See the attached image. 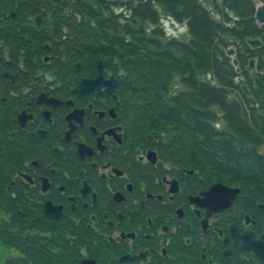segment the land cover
<instances>
[{
    "label": "flooded vegetation",
    "instance_id": "obj_1",
    "mask_svg": "<svg viewBox=\"0 0 264 264\" xmlns=\"http://www.w3.org/2000/svg\"><path fill=\"white\" fill-rule=\"evenodd\" d=\"M61 2L0 0V264H264L259 146L212 171L141 141L120 72L67 50ZM231 45L255 80L264 45ZM82 79L99 88L76 95Z\"/></svg>",
    "mask_w": 264,
    "mask_h": 264
},
{
    "label": "trees",
    "instance_id": "obj_2",
    "mask_svg": "<svg viewBox=\"0 0 264 264\" xmlns=\"http://www.w3.org/2000/svg\"><path fill=\"white\" fill-rule=\"evenodd\" d=\"M68 1L67 50L121 72L115 94L125 99L141 141L154 133L172 160L201 161L212 171L238 156L234 143H245L242 135L247 143H264V61L252 80L224 54L228 37H261L251 0ZM163 16L184 26L182 39L167 35ZM244 159L264 167L260 156ZM8 173L0 150V192Z\"/></svg>",
    "mask_w": 264,
    "mask_h": 264
},
{
    "label": "water",
    "instance_id": "obj_3",
    "mask_svg": "<svg viewBox=\"0 0 264 264\" xmlns=\"http://www.w3.org/2000/svg\"><path fill=\"white\" fill-rule=\"evenodd\" d=\"M67 3V2H65ZM254 18L256 20V22L260 25L264 24V5H258L255 8V13H254ZM246 45L250 46L251 48H255L257 46H262L261 41L258 38H254V39H249L246 41ZM225 54L227 56H230L233 54V50L228 48L225 50ZM233 65L235 66L236 71H238V67H237V61L236 59L232 60ZM101 64V63H100ZM253 64H254V60H250L248 63V66L246 67L247 70H251L253 69ZM101 68V67H100ZM98 79H100V77H98ZM87 80V79H82L79 84L77 85V87L74 89V93L76 95H84L89 93L92 88H99L93 86V84H96L97 80ZM106 83V85L108 86L107 89H105L106 92L111 93L113 91V88L116 86V80L113 77H109L108 80L104 81ZM99 92V91H98ZM237 150L239 152H244V151H248V150H253V148L251 147H245L242 148L240 146H236ZM217 186H214L213 188L210 189L211 192H214Z\"/></svg>",
    "mask_w": 264,
    "mask_h": 264
},
{
    "label": "rangeland",
    "instance_id": "obj_4",
    "mask_svg": "<svg viewBox=\"0 0 264 264\" xmlns=\"http://www.w3.org/2000/svg\"><path fill=\"white\" fill-rule=\"evenodd\" d=\"M253 5L256 6L257 3H259V0H251ZM231 15L233 16L232 12ZM215 19H218V17L216 15H214ZM163 22L162 25L167 33V35L170 36H176L179 39H182L184 37V33H185V28L184 26H182L181 24H177V23H171L170 20H168L166 17L163 16L162 18ZM231 39L228 37L227 38V47H232L231 46ZM206 79H209V77H204ZM219 127V126H218ZM243 140L246 142L247 139H244V136L242 135ZM258 154H262L264 153L263 147L259 146V148L256 150Z\"/></svg>",
    "mask_w": 264,
    "mask_h": 264
}]
</instances>
